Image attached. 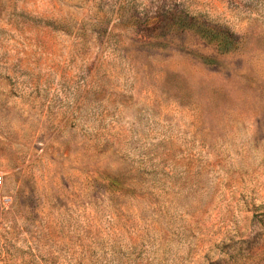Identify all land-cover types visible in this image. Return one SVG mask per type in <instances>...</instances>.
<instances>
[{"label":"rangeland","instance_id":"rangeland-1","mask_svg":"<svg viewBox=\"0 0 264 264\" xmlns=\"http://www.w3.org/2000/svg\"><path fill=\"white\" fill-rule=\"evenodd\" d=\"M0 175V264H264V5L0 0Z\"/></svg>","mask_w":264,"mask_h":264},{"label":"trees","instance_id":"trees-1","mask_svg":"<svg viewBox=\"0 0 264 264\" xmlns=\"http://www.w3.org/2000/svg\"><path fill=\"white\" fill-rule=\"evenodd\" d=\"M255 2L264 5V0H255ZM254 19L257 20V17ZM177 24L213 45L218 53L235 51L246 40L248 34L247 31L243 35L238 34L226 23L215 22L204 15L189 12L177 16Z\"/></svg>","mask_w":264,"mask_h":264},{"label":"built area","instance_id":"built-area-1","mask_svg":"<svg viewBox=\"0 0 264 264\" xmlns=\"http://www.w3.org/2000/svg\"><path fill=\"white\" fill-rule=\"evenodd\" d=\"M2 183V176L0 175V184Z\"/></svg>","mask_w":264,"mask_h":264}]
</instances>
